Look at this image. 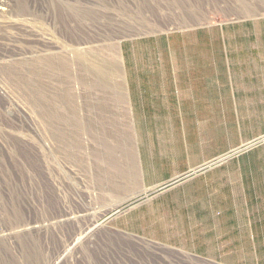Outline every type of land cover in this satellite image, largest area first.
Returning <instances> with one entry per match:
<instances>
[{"label":"rangeland","instance_id":"374dc122","mask_svg":"<svg viewBox=\"0 0 264 264\" xmlns=\"http://www.w3.org/2000/svg\"><path fill=\"white\" fill-rule=\"evenodd\" d=\"M258 16L264 0H0V264H239L118 228L84 98L119 80L125 39Z\"/></svg>","mask_w":264,"mask_h":264},{"label":"crops","instance_id":"0c3cea01","mask_svg":"<svg viewBox=\"0 0 264 264\" xmlns=\"http://www.w3.org/2000/svg\"><path fill=\"white\" fill-rule=\"evenodd\" d=\"M120 59L119 80L86 100L112 158L102 178L123 196L116 225L248 264L264 237V144L190 174L264 136V16L125 39Z\"/></svg>","mask_w":264,"mask_h":264},{"label":"built area","instance_id":"2783aa9c","mask_svg":"<svg viewBox=\"0 0 264 264\" xmlns=\"http://www.w3.org/2000/svg\"><path fill=\"white\" fill-rule=\"evenodd\" d=\"M84 112H86L85 109H84ZM100 125H101V121H100ZM98 126H99V124H98ZM100 127H102V126H100ZM263 144H264V136L263 137H260L258 139H255L253 141H250L248 143H245L240 148L235 149V150L231 151L230 153H228L226 155H223L221 157H218L217 159H215L213 161H210L209 163L203 165L197 171L192 172L190 175H194L196 173L203 172V171H207L209 169H212V168H215L217 166H220V165L226 163L227 161H229V160H231V159H233L235 157H238L242 153L247 152V151H249V150H251L253 148H256L258 146H261Z\"/></svg>","mask_w":264,"mask_h":264},{"label":"bare ground","instance_id":"6f19581e","mask_svg":"<svg viewBox=\"0 0 264 264\" xmlns=\"http://www.w3.org/2000/svg\"><path fill=\"white\" fill-rule=\"evenodd\" d=\"M84 107H87V101L84 98ZM86 111V110H85ZM100 114V113H99Z\"/></svg>","mask_w":264,"mask_h":264}]
</instances>
